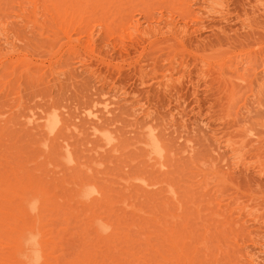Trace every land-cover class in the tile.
Instances as JSON below:
<instances>
[{
	"label": "rangeland",
	"instance_id": "1",
	"mask_svg": "<svg viewBox=\"0 0 264 264\" xmlns=\"http://www.w3.org/2000/svg\"><path fill=\"white\" fill-rule=\"evenodd\" d=\"M33 1L0 0V33L6 29L7 35L5 38L0 34V48H13L14 52L11 60L4 59L3 66L0 64V169L38 174L55 196L62 189L58 192L62 195L57 197L63 200L61 205L67 201L66 193H70L71 200L68 198L70 201L59 207L63 211L73 208L72 212L67 211V215L57 206L62 214L57 213L60 217H56L55 224L50 218H55L52 214L58 212L57 208L53 213L44 210L52 213L47 217L52 224L44 221L48 229L69 226L65 232L54 230L61 235L64 252L72 255L71 251L80 249L81 241L88 237L82 229L92 220L88 212L97 209L92 205L93 199L88 201L91 211L83 202L76 205L80 199L77 195L79 200H74V189L80 184L76 181L82 180L107 192L103 196L106 212L101 200L98 203L103 210L99 209L104 213L99 209L96 212L105 217L103 220H107L103 214L110 212L107 231L111 229L109 225H114L116 232L122 233L120 239L112 228L116 238L111 234V239L99 238L100 243L97 233L92 232L96 249L105 247L108 253L114 250L113 257L99 250L108 258L124 253L125 245L134 255H141L142 251L150 264H247L246 254L264 264V0H187L192 14L183 12V18L177 14L182 0H165L169 7L171 3L173 8L179 7L175 8L177 13L172 8L167 10L162 0L156 1L166 10L158 8L155 0H101L99 4L98 0H78L77 6L64 0L68 4L60 11L54 10L48 0H36V8ZM147 3L157 8H152L153 13L145 20L135 12L134 4L149 7ZM129 6L134 7L132 13L123 10ZM125 12L139 16L142 28H147L148 21L152 29L160 24L156 27L163 33L167 31L165 22L169 16L177 26L174 30L179 31L187 23L185 35H177L182 36L185 50L180 42L172 48L161 44L147 47V41L139 46L133 37H120L121 17L129 15ZM160 14L162 22H157ZM88 29L93 35L92 46L85 43L84 30L88 33ZM69 36L83 42L78 50L67 44ZM168 36L174 35L164 33L158 37ZM181 61L183 65L179 64ZM107 98L113 101V113L108 115L101 111ZM149 135L159 138L164 157L154 160L146 156L144 143ZM228 145L234 146L235 151L231 152ZM73 177L79 178L73 183ZM110 199L117 204L111 202L112 205ZM111 205L121 217H117L118 221L114 212L111 215L112 208L108 210ZM134 205L139 209L137 213L145 216L154 207L152 213L162 223L155 215L154 221L144 216V223L139 216V223L136 222ZM77 206L81 211L78 214L88 219L84 222L87 224L78 220L82 218L79 215H73L76 220L71 216ZM82 206L87 207V215ZM127 207L135 209L129 211ZM127 210L129 214L134 212L133 219ZM123 214H127L124 219ZM65 215L72 222L64 223L68 220ZM162 224L166 226L163 228ZM142 227L144 231L140 230ZM88 228L86 231L92 235ZM93 229L96 231V227ZM146 232L149 237L156 235L154 240L161 237L163 242L162 237L168 238L166 232L173 236V247L168 239L167 245L160 241L166 245L162 247L168 249L170 258H156L154 248L146 249L151 247V238L146 241L148 247L142 242ZM62 233L71 237L63 239ZM125 237L137 242L127 240V244ZM106 239L123 252L110 244L112 250H108ZM127 249L124 256L120 255L125 258L122 261L127 260ZM96 252L92 254L100 260L102 254ZM130 257L132 260L133 255ZM121 258L120 262H111L120 264ZM101 259L102 264L106 262ZM135 259L128 261L134 264Z\"/></svg>",
	"mask_w": 264,
	"mask_h": 264
},
{
	"label": "bare ground",
	"instance_id": "2",
	"mask_svg": "<svg viewBox=\"0 0 264 264\" xmlns=\"http://www.w3.org/2000/svg\"><path fill=\"white\" fill-rule=\"evenodd\" d=\"M49 2H50V4H51V6H52V8L54 9V10H57V11H60L62 8L64 9L65 8V6L68 4V3H66L65 1H67V0H48ZM71 1V5H73V6H77V2L76 1H78V0H73L74 2H72V0H70ZM84 3H85V1H90L91 3H92V1L93 0H82ZM81 1V2H82ZM95 1V0H94ZM103 1V0H102ZM109 1V0H108ZM111 2H113L112 0H110ZM156 1V0H155ZM158 2H159V0H157ZM154 2V3H157V5H159L158 4V2ZM161 1V0H160ZM79 2H80V0H79ZM78 2V4H80ZM82 2V3H83ZM96 2H97V0H96ZM99 2L101 3V0L99 1L98 0V4H99ZM116 2V1H115ZM161 2H164V5H166L167 6V8H166V6H164V5H162L161 4ZM160 2V7L158 6V8H166L167 10H169L170 11V8H172V10L174 9L175 11H176V13H177V9L179 8V7H175L174 6V8L172 7V3H171V5H170V7L167 5V4H165V0H162ZM33 7H37V1L35 0V1H33ZM88 3V2H87ZM102 3H104V2H102ZM109 3V2H108ZM107 3V4H108ZM94 4V3H93ZM96 5H98L97 3H95ZM105 4H106V2H105ZM106 4V5H107ZM211 5H212V3H210ZM135 5V12H136V10L138 11V15L139 16H142L143 18H146L145 20H147L148 19V15H151V13L150 12H152L153 13V9L154 8H157V5H156V7L154 6V8H153V6H152V8H151V6H149V4L147 3V5L149 6V7H146V4L144 5V6H140V8L139 7H136L138 4H134ZM133 5V6H134ZM179 6H181L180 8H181V11H180V8L178 9V13L177 14H180V16L182 15H184L185 16V14H183V12H185V13H187V14H192L191 12V10H190V7H191V5L187 2V0H182V1H180L179 2V4H178ZM100 6H103L102 4L100 5ZM132 6V7H133ZM213 6V5H212ZM130 7V6H129ZM128 7V8H129ZM132 7H130L129 9H131V11L128 9V8H125V9H123V10H126L127 9V11L128 12H131L132 13V9L134 8H132ZM183 7V8H182ZM138 8V9H137ZM144 8V9H143ZM162 8V9H163ZM175 8H177V9H175ZM215 8V7H214ZM151 9H152V11H151ZM165 9V10H166ZM186 11H185V10ZM134 10V9H133ZM160 10V9H159ZM171 10V11H172ZM210 10H212V9H210ZM164 11V10H163ZM134 12V11H133ZM159 13H161V11L159 12ZM125 14H129V13H127V12H125ZM125 14H123V16L125 15ZM155 15V14H154ZM153 15V16H154ZM161 15V14H160ZM159 15V16H160ZM122 16V15H121ZM126 16V15H125ZM128 16H130V17H128ZM139 16H134L133 14H129V15H127V19H128V21H125L126 20V18L125 17H123V19H125L124 21H122L123 19H122V17H121V21H120V28H121V30H120V37H124V36H130L131 38L133 37V39L135 38V39H137L138 40V45L139 46H141L143 43H145L146 41L149 43H147V47L150 45V46H154L155 44H161V46L163 47V46H165V48H169L170 46H172V45H174L175 43H178L179 44V42H180V45H182V43H183V41H182V36H177V35H179V34H183V36L185 35V32H186V28L185 27H187V23H185L184 24V26L182 27V28H180L179 29V31L178 30H174L175 28L174 27H177L176 26V24H174V20H173V18L171 17V16H169V18H168V20H166V22H165V27L167 28V31L166 32H164L165 34L166 33H168V34H170L171 33V35H174V36H168V37H158L159 35H163L164 33L163 32H161V29L160 28H158V27H156V26H159V25H157L156 24V26L154 27V29H152L153 27L151 26V23L148 21V23H146L147 24V28L145 29V28H142L141 27V24L140 23H142V21H141V18H139ZM181 16V18H183ZM155 17H158V16H155ZM186 17H189V16H187L186 15ZM186 17L184 18V19H186ZM130 18V19H129ZM143 18H142V20H143ZM151 19V18H150ZM161 19H163L162 18V15L160 16V17H158V21L157 22H162V20ZM160 20V21H159ZM123 22V23H122ZM156 22V21H155ZM164 24V23H163ZM162 24V25H163ZM81 25V24H80ZM155 25V24H154ZM119 26H118V28H119ZM79 28H80V26H79ZM6 30V29H5ZM5 30H3L0 34H4V36H5V38H7V35H6V33H5ZM81 30V29H80ZM87 30V29H86ZM86 30H84V34H85V37H86V39H85V43L87 44V45H89V46H92L93 45V43H94V40H93V35H92V31H90L89 32V29H88V33H87V31ZM86 31V32H85ZM177 31H178V34H177ZM83 31H81V33H82ZM3 36V37H4ZM158 37V38H155V37ZM4 38V39H5ZM152 38V39H151ZM250 38V37H249ZM240 39V38H239ZM243 39V38H242ZM245 39H247L246 37H245ZM251 39H253V38H251ZM250 39V40H251ZM237 39H235V41H236ZM245 41V40H244ZM243 40H242V42H244ZM241 42V43H242ZM248 42H249V40H248ZM82 41L80 40V39H71L70 38V36L68 37V42H67V44L69 45V47H76V49H75V51L76 50H78V48L82 45ZM151 43H154L153 45L151 44ZM135 44V43H134ZM145 45L146 44H144V48H145ZM184 45V44H183ZM183 45L182 46H180L181 47V49L183 48ZM135 46V45H134ZM136 46H137V44H136ZM135 46V47H136ZM149 46V47H150ZM186 46V45H185ZM124 47V46H123ZM122 47V48H123ZM154 47H156V45L154 46ZM180 47H174V48H180ZM142 48H143V46H142ZM164 48V47H163ZM170 48H172V47H170ZM173 48V50L175 51L176 49H174ZM186 48V47H185ZM185 48H184V50H185ZM123 50H126V48L125 49H123ZM145 50V49H144ZM183 50V49H182ZM183 50V51H184ZM179 51V50H178ZM143 52V51H142ZM141 52V53H142ZM140 53V52H139ZM14 54V52H13V48H11V49H9V48H0V64H1V66H3V64H2V60H4V59H8V58H10L9 60H11V55H13ZM169 57V56H168ZM174 57L175 56H172V58H171V60H174ZM8 60V61H9ZM167 60V59H166ZM175 61V60H174ZM11 62V61H10ZM172 62V61H171ZM170 63V62H169ZM175 64V63H174ZM179 64H182V61H181V63H179ZM185 64V63H184ZM7 65V64H6ZM173 64L171 63V66H172ZM183 65V64H182ZM171 66H169V67H171ZM173 67V69H172V71H174V66H172ZM171 67V68H172ZM184 67V66H183ZM235 68V67H234ZM167 70H169V69H167ZM172 71H171V73H172ZM168 72H170V71H168ZM167 73V72H166ZM165 73V74H166ZM164 73H163V75H165ZM170 74V73H169ZM255 74V73H254ZM165 76H168V78H169V75H165ZM171 77H172V74H171ZM171 79V78H170ZM169 79V80H170ZM218 79V78H217ZM167 80V79H166ZM165 80V81H166ZM219 80V79H218ZM164 81V82H165ZM171 81V80H170ZM168 82V81H167ZM165 85H167L166 83H165ZM197 85V84H196ZM262 87H264V86H262ZM262 88H260V90H261ZM112 103H113V101L112 100H110V99H104V101L102 102V114H112L113 112H112V108H113V106L111 107V105H112ZM114 105V104H113ZM95 118H99V116L100 115H97V114H94L93 115ZM48 120L46 119V121H44V126L46 125V122H47ZM92 124L93 125H96V122L95 121H93L92 122ZM93 130H95V128L93 127ZM145 148H146V156L148 157V158H150V159H154V160H158V159H160V158H162V157H164L165 156V151H164V148H163V145H162V143L160 142V140H159V138L157 137L156 138V135L154 136V135H149V137H147L146 138V141H145ZM231 145V144H230ZM230 145H228V146H230ZM220 147V146H219ZM230 149H231V152H233V151H235V147L234 146H230ZM216 150H217V148H216ZM239 158V157H238ZM153 160V161H154ZM239 161V160H238ZM236 163H238V162H236ZM160 164H161V162H160ZM151 166H152V164H151ZM157 166H159V165H157ZM26 169V168H25ZM17 170V169H16ZM12 171V169L10 170V172ZM4 172H6V171H1V169H0V264H102L100 261H102V259H101V257H103V259L106 261V262H108V263H106V262H103V264L104 263H106V264H110V262H111V260H113L114 258H110V257H113V255L111 254V253H113L114 252V250H113V252L111 251L112 250V248L113 249H116L117 251H118V249H120L119 247H117V245L115 246H113L111 243L113 242V241H115V239L114 238H116V237H114L113 236V234L114 233H117L116 232V226H114V225H109V226H111L110 228L112 229V228H114L115 229V232L113 231L114 229H112V233H108V231H110L111 229H108V231H107V229H106V223H107V220H108V218H109V215L110 214H108V213H110V212H108V213H106V214H103V215H106V218H107V220H103L104 218L102 217V215H100L99 214V216L101 217V219H100V217L98 216V214H97V209H99V207L101 208V210H103L102 209V207H101V205H99L100 204V202L98 203V201L99 200H101L102 201V203H103V205H105L104 206V211L106 212V210H105V208H106V201H104L105 202V204H104V202H103V198H105V197H103L104 196V194L105 193H107L106 191H104V190H101V189H99V188H96V187H94L91 183H89V182H82V180H81V178L79 179V180H81V182L80 181H76L77 182V184L78 183H80L79 185H77L76 187H77V189L75 188L74 190H76V195L74 196V197H76L75 199H74V197H73V199L77 202L79 199H80V201H78L77 202V204L76 205H78V203H79V206H81L80 205V203H84V204H82V205H87L88 206V204H90L91 203V199H93V201L98 205V206H96L95 204H94V202H92V205L93 206H95L97 209H95V210H93V211H91L92 209H93V207H92V205L90 204V206L92 207V209L90 208V206H88L89 207V209H88V211H91V212H88V211H86V208L87 207H85V208H83L84 206H82L81 208L82 209H85V210H83V212L84 211H86L85 212V214L87 215V212L88 213H93V215H92V218H91V214H90V216H88V218L90 217V219H92V220H90L89 221V224H88V226H84L83 227V231H84V234H87V236L88 237H86V235H84L83 234V237L85 236L87 239L85 240V241H91V242H86V245H89L90 243H92L93 244V246H94V243H93V241H94V238L96 237H94V235H93V233H95V235H96V233H97V236H98V238H96V239H99V238H103V239H105V238H109L110 237V235L111 236H113L114 238H112L113 239V241L111 242V243H109V240H107L106 239V242L108 241V244H107V247H108V245L110 244L111 245V247H110V249H109V247H108V250H110L111 252L110 253H108L107 252V248H103L105 251H103V249H101V247H100V249L98 248V246H97V248L98 249H96V247L94 246H91L92 244H90V246H91V248H90V246L89 247H87L85 244H83V242L85 243V241H81V245H80V249H77V250H74V251H71V253H72V255H70V254H66L65 252H64V249H62L63 248V245H61V240L62 239H60L61 238V235H58V233H56V232H59V231H57V230H61V231H64V230H67L68 229V227L69 226H67L66 227V229H65V227L64 226H66V225H61L62 227H63V230L61 229L62 227H60V226H58L57 227V225L58 224H56V227L57 228H54V230L55 229H57L56 231H54V230H52V228H51V226H49L51 229H48V225L47 226H45L47 223H51V221L54 219V224H55V220H56V217H60L59 215H57V213H61V211H63V210H61V208L59 207V206H63V204H65L66 202L68 203L70 200H71V195H70V193L69 194H67L68 192L66 191V190H63V191H65V192H67L66 193V195L68 196V198H70V200L68 199V198H66V196L64 197V199H67V201L66 200H64L65 202H63V204L61 205L60 203H62V201H59V199L57 198L58 196H61L62 195V193H59V195H58V192H59V190H62L61 188L60 189H58V192H57V196H55V192L53 193V192H51L52 190H50V191H48V187L46 186L47 184L43 181V177L41 178L40 176L38 177L37 175L35 176L34 174L32 175V173L31 174H29L27 171L25 172V174L23 175V174H20V172L19 171H15L14 169H13V171L11 172V173H5L4 174ZM23 172H24V170H23ZM36 178H35V177ZM77 178H79V177H77ZM76 178V179H77ZM74 177H73V179H72V182L74 183V180H76ZM71 180V179H70ZM75 182V183H76ZM71 185H72V183H71ZM60 186V185H59ZM67 186V185H66ZM73 186H75L74 184H73ZM72 187V186H71ZM67 188H69V186H67ZM64 189V188H63ZM70 189V188H69ZM68 189V190H69ZM73 189V188H72ZM71 189V190H72ZM62 191V192H63ZM105 192V193H104ZM52 193V194H51ZM71 193H73V194H75L74 192H71ZM61 194V195H60ZM65 195V194H64ZM77 195H78V198H77ZM109 195V194H108ZM71 196V197H70ZM63 197H59L60 199H62ZM109 197H110V195H109ZM108 197V198H109ZM78 199V200H77ZM94 199H96V200H94ZM112 199V198H111ZM111 199H110V203L111 202H113V201H111ZM74 200H73V202H74ZM91 200V201H90ZM120 200V199H119ZM88 201L90 202V203H88ZM87 202V203H86ZM125 202V201H124ZM123 202V204H125V203H127V202H125L124 203ZM149 202V201H148ZM71 203V202H70ZM86 203V204H85ZM114 204H117V203H115V201L113 202ZM112 204V203H111ZM127 204H131V205H133L132 203H127ZM68 205V204H67ZM73 205V204H72ZM72 205H70V206H72ZM113 205V204H112ZM112 205H111V207H109V209L108 210H111L110 208H112V212H111V215H113V212L115 213L116 211L113 209V208H115V206H113L112 207ZM153 206H154V204H152ZM57 206H58V208H60V210L57 208ZM70 206L68 207V208H70ZM109 206H110V204H109ZM121 206V205H120ZM126 206V205H125ZM152 206V207H153ZM166 206V205H165ZM64 207V206H63ZM66 207V206H65ZM78 207V206H77ZM94 207V208H95ZM124 207V206H123ZM134 207L136 208V206L134 205ZM156 207V206H155ZM39 208H40V210H39ZM54 208H57V210H58V212H56V214H55V212L53 213L52 211L54 210L55 211V209ZM119 208V207H118ZM128 208V207H127ZM126 208V209H127ZM130 208H132V207H130ZM135 208H133V209H135ZM141 208V207H140ZM157 208V207H156ZM48 209V211L50 210V212H52V213H49L48 211H45L44 212V210H47ZM73 209V208H72ZM72 209L70 208L69 210H67V211H69L70 213L72 212ZM76 209V208H75ZM91 209V210H90ZM120 209H122V208H120ZM124 210H125V207L123 208ZM129 209V208H128ZM133 209H129V211H133ZM143 209V208H142ZM65 210V209H64ZM100 210V209H99ZM99 210H98V213H99ZM100 210V212L101 213H104V211L102 212ZM139 209H137L136 208V210L134 211L135 212V215L136 214H138V215H136V217H135V215H133L134 214V212H133V214H132V212H131V214L133 215V217H135L134 219H136V222H138L139 223V221H137L138 219H139V216H141L142 217V219H143V221H142V219L140 218L139 220L141 221V222H144V216L145 215H141V213H137V211H138ZM144 210V209H143ZM67 211H63V213H65V214H67L68 212ZM76 211V213H74V214H71V216L73 217V215L75 216L76 215V217L79 215L80 216V214H78V213H80L81 211H80V209H79V207H78V209H76L75 210ZM78 211H80V212H78ZM128 211V210H127ZM129 211L127 212L128 214H129ZM152 211H153V213H154V207H153V210H151L150 212V214L152 215L153 213H152ZM40 212H44L43 214L42 213H40ZM67 212V213H66ZM74 212V211H73ZM95 212H96V214H95ZM118 212V211H117ZM116 212V213H117ZM144 212H145V210H144ZM143 212V213H144ZM155 212L158 214V212H157V210L155 209ZM45 213H47L46 214V216H44L43 217V215H45ZM49 213V214H48ZM115 213V215H116V220L115 221H118V218H120L121 219V217H119V216H117V215H119V214H116ZM125 213V212H124ZM142 213V214H143ZM147 214H148V212H146ZM42 214V215H41ZM55 215V218L54 217H52V219L50 218V220L51 221H49V222H47L48 221V219H49V217H48V215ZM62 214V213H61ZM107 214H108V217H107ZM131 214H129V216L131 215ZM150 214L149 215H146L145 216V218L146 217H150ZM68 215V214H67ZM67 215H65V216H67ZM82 215H83V213H82ZM95 215H96V217H95ZM132 215L130 216L132 219H133V217H132ZM154 215L155 214H153V216H151L150 218L148 217V219L150 220V219H152L153 221H154V219L153 218H155L156 216H158V215H155V217H154ZM62 216V215H61ZM64 216V217H65ZM70 216V215H69ZM94 216V217H93ZM121 216V215H120ZM125 216H127V214L126 215H124L123 214V219L124 218H126ZM41 217H42V219H41ZM47 217H48V219H47ZM63 217V216H62ZM74 218L75 220L78 218ZM80 217H82L83 218V216H80ZM118 217V218H117ZM138 217V218H137ZM47 220H46V219ZM65 218H68V220L67 219H65L64 220V223H65V221H66V224H67V221L68 222H72V221H70L69 220V217L67 216V217H65ZM73 218H71L70 217V219H73ZM79 219L78 218V220H82L83 221V223L84 222H87V217H86V219L87 220H85V217L83 218V219ZM97 218H99V220H100V223L98 222V219ZM111 218V217H110ZM129 218V217H128ZM127 218V219H128ZM157 218V217H156ZM64 219V218H63ZM113 219V218H112ZM112 219L110 220V222H113L112 221ZM160 217L158 216V220L157 221H159L160 222ZM44 221H46L47 223L45 224L44 223ZM91 221L94 223V225H93V223H91ZM97 221V222H96ZM102 221H106V222H102ZM109 221V220H108ZM124 221V223H125V221H126V219L125 220H123ZM123 221L121 220V224H124L123 223ZM128 221V220H127ZM129 221H130V224H128V225H130L129 227H131V220L129 219ZM62 222V221H61ZM80 222V221H79ZM103 224H102V223ZM134 222H135V220H134ZM133 222V223H134ZM152 222V221H151ZM82 222H81V224H83ZM145 223V222H144ZM154 223V222H153ZM155 223H156V220H155ZM160 223H162V222H160ZM52 224V223H51ZM53 224V225H54ZM61 224H63V223H61ZM84 224H87V223H84ZM94 227H96V231H94V229H93V226ZM143 224V223H142ZM141 223L140 224H136L135 223V225L137 226V225H142ZM148 224V223H147ZM157 225H158V227H159V225L160 224H158V223H156ZM70 225V224H69ZM89 225H91V226H89ZM96 225V226H95ZM149 225V224H148ZM77 226H78V224H77ZM113 226V227H112ZM126 226V228H128V226L126 225V224H124V227ZM162 226H163V228H164V226H166V225H164V224H162ZM60 227V228H59ZM71 227V226H70ZM87 227H90V228H88V229H90L91 230V233H92V235L91 234H88V231H86L87 230ZM123 227V226H122ZM141 226H138L137 228H140ZM160 227H161V225H160ZM132 228H135V226H134V224H132ZM131 228V229H132ZM70 229V228H69ZM78 229V228H77ZM93 229V230H92ZM123 229V228H122ZM130 229V228H129ZM136 229V228H135ZM145 229V228H144ZM71 230V229H70ZM78 230H80V229H78ZM139 230V229H138ZM137 230V231H138ZM141 231H144L143 230V227H142V229H140ZM146 230L148 231V229L146 228ZM60 231V232H61ZM69 231V230H68ZM83 231L81 232V233H83ZM85 231H86V233H85ZM167 231V230H166ZM53 232L57 235H55V234H53ZM65 232V231H64ZM79 232V231H78ZM105 232H107L109 235H107V233L106 234H104ZM114 232V233H113ZM139 233H140V231H139ZM148 233H149V231H148ZM147 232H146V234H147V237L146 236H144L142 233H141V236H144V237H146V238H144L145 240H143L142 242H144L145 241V244L146 243H148L149 242V240H150V238H151V243H149V245H151V247L149 246V245H147V247L148 248H146V249H150L151 248V250L152 251H155L154 253L153 252H151V253H153L154 255L156 254V258H170V256H169V253H168V249L166 248V249H163V247L164 246H166L167 245V243H166V239H168L169 241H170V245L172 246V244H174V238H173V236L171 235V234H169L168 232H166L167 234H168V238L166 237V239H165V237H162V239H164L165 241L163 242L162 240H161V237H160V239H159V242H157V241H155V240H158V239H153L154 237H156V235H154V237H149L150 235V233L148 234ZM60 234V233H59ZM62 234H64V236H66L65 238H64V236L62 235V238L63 239H66L67 238V236H69L70 234H68V233H66V235H65V233H62ZM68 234V235H67ZM129 234V233H128ZM145 234V235H146ZM73 235V234H72ZM75 235V234H74ZM117 236H119V238L121 239V237H123L122 236V233H121V235L120 234H116ZM115 235V236H116ZM125 235V234H124ZM130 235V234H129ZM149 235V236H148ZM152 235V234H151ZM90 236V237H89ZM140 236V238H142ZM58 237V238H57ZM70 237H71V235H70ZM82 237V238H83ZM84 237V238H85ZM91 237H94V238H91ZM132 237H133V235H132ZM132 237H129V238H124V239H126V243L128 242L127 240H130L129 242H131V240L133 241V242H137V241H134L133 239H132ZM149 237V239H147ZM89 238V239H88ZM90 238H91V240H90ZM119 238L117 237V239L116 240H119ZM134 238V237H133ZM60 239V240H59ZM68 239H70V238H68ZM92 239H93V241H92ZM110 239H111V237H110ZM135 239V238H134ZM152 239L154 240V241H152ZM82 240V239H81ZM100 241V243H101V239H99ZM111 241V240H110ZM121 241V240H120ZM146 241H148V242H146ZM160 241L162 242V243H165L166 245H162L161 243H160ZM66 242V241H65ZM117 242V241H116ZM123 242H125V241H123ZM129 242L127 243V244H129ZM153 242V243H152ZM155 242H157V243H155ZM176 242V241H175ZM60 243V244H59ZM63 243V242H62ZM103 243L105 244V240H103ZM102 243V244H103ZM132 243V242H131ZM154 243L155 244H157L158 245V243H160L161 244V247H159L160 246V244H159V246L157 247V245H156V247H153V245H154ZM64 244V243H63ZM66 244V243H65ZM77 244V243H76ZM83 244V245H82ZM113 244H115V243H113ZM143 244V243H142ZM153 244V245H152ZM109 245V246H110ZM121 245V244H120ZM60 246V247H59ZM81 246H86V249H84L83 247V250L81 249ZM123 246V245H122ZM131 246H133L134 247V244L133 245H131ZM62 247V248H61ZM73 247V246H72ZM92 247L94 248V252H95V250L97 251L98 250V253H97V255H99V254H102V256L100 257L99 256V259L100 260H98V257H94L93 256V254L92 253H94V252H92L91 253V251L90 250H92ZM124 248H123V250H124V253H126V249L127 248H125V245L123 246ZM128 247V246H127ZM136 247L137 246H135L134 248L136 249ZM173 247V246H172ZM61 248V249H60ZM65 248V247H64ZM129 248V247H128ZM145 248V247H144ZM165 248V247H164ZM66 249V251H68L67 250V248H65ZM70 249V248H69ZM76 249V248H75ZM135 249H134V251H135ZM73 250V249H72ZM81 251L82 250V252H80V253H77V254H75L76 253V251ZM99 250H102V252H107L108 254H109V256H110V254L112 255V256H110L109 258H108V255H106L105 256V254L103 255V253L102 252H100ZM132 250V249H131ZM130 250V251H131ZM142 250V249H141ZM70 251V250H69ZM93 251V250H92ZM117 251H115V252H117ZM120 251V250H119ZM118 251V252H119ZM121 251H122V248H121ZM127 251H128V249H127ZM130 251H128V257H129V255H133V257H132V260H131V257L129 258L130 259V261H133V259H135V258H137V260L135 261L134 260V264H136L138 261H140L141 263L142 262H144L145 264H150L149 263V261L146 259V257H144L145 256V254L142 252V251H139V249L136 251L137 253H138V251H139V253H141V255H137V254H135L134 255V252H133V250L130 252ZM143 251H146V252H149L148 250H143ZM100 252V253H99ZM117 252V253H118ZM123 252V251H122ZM135 252V253H136ZM106 253V254H107ZM124 253H120V255H123L124 256ZM130 253V254H129ZM138 253V254H139ZM149 254V253H147V255H153V254ZM75 254V255H74ZM116 254V253H115ZM144 254V255H143ZM120 255H114V257H115V259H118V260H115V262L116 261H118V262H120L119 260H120V258H121V256ZM126 255V254H125ZM153 255V256H154ZM120 257V258H116V257ZM152 256V257H153ZM246 256L248 257V262H247V264H259V262L256 260L257 258L256 257H254L253 255H247L246 254ZM104 257H106V258H104ZM128 257H126L127 258V260L126 261H122L123 259L125 260V258L124 257H122L121 258V263L123 262H127L126 264H128L129 263V259H128ZM149 256H147V258H148ZM144 258V260L143 261H141L140 259H143ZM149 258H151V257H149ZM154 258V257H153ZM107 259H110V260H107ZM146 259V260H145ZM98 260V261H97ZM103 260V261H104ZM145 261H148V262H145ZM139 262V263H140ZM112 263V262H111ZM117 263V262H116ZM120 263V264H121ZM140 263V264H141ZM143 263V264H144ZM153 263V262H152ZM151 263V264H152ZM113 264V263H112ZM115 264V263H114ZM129 264H133V263H129ZM138 264V263H137ZM155 264H157V263H155ZM159 264V263H158Z\"/></svg>",
	"mask_w": 264,
	"mask_h": 264
}]
</instances>
